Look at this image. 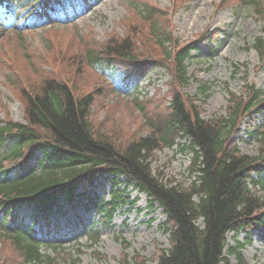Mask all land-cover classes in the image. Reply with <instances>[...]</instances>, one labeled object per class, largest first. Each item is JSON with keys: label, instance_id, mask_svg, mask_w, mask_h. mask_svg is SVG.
Returning <instances> with one entry per match:
<instances>
[{"label": "trees", "instance_id": "16d2710c", "mask_svg": "<svg viewBox=\"0 0 264 264\" xmlns=\"http://www.w3.org/2000/svg\"><path fill=\"white\" fill-rule=\"evenodd\" d=\"M12 1L0 0V7L8 12ZM191 1L174 0L172 9L175 12ZM231 2L252 7L264 23L263 0H223V7ZM45 10L37 12L39 19L46 15ZM172 14L170 9L136 5L122 35L113 31L97 44L88 36H73L72 43H79L77 51L69 46L60 48L57 53L62 55L52 56L54 74L43 72L41 77L26 81L24 71L18 72L21 80L14 92L24 107L25 124L7 119L0 125V220L4 228L0 226L8 234L0 237L15 257L1 258L0 264H13L18 258L23 264H55L41 253L42 245L33 238L34 226L23 231L12 227L17 220L12 211L25 203L50 215L61 203L74 201L84 182L92 185L104 174L115 182L128 178L135 189L163 209L170 248L158 251L154 264H229L228 234L264 229V197L256 190L264 184L253 178L264 171V123L254 128L260 143L256 156L242 154L233 138L246 117L264 109V92L246 82L240 95L229 92L225 116L205 120L199 95L203 101L208 99L211 85L199 81L197 95L183 93L190 81L186 61L193 47L171 31ZM254 47L264 58V39L257 38ZM149 64L164 68L169 75L168 91L162 96L158 90L157 96L144 104L134 100L132 106L143 131L130 134L122 143L114 136L118 131L112 126V112L104 120L93 118L99 96L118 95L115 86L107 84L96 70L140 75ZM89 71L99 76L102 84L92 81L98 87L86 91L83 78ZM149 108L153 112L149 113ZM178 144L181 151L188 149L193 156L190 175L194 180L190 185L164 182L151 170L155 152ZM36 151L45 157L40 173L29 166ZM90 202L110 221L128 203L116 187L111 200ZM243 245L229 248L239 264L243 263L239 251ZM122 264H149V260L140 254L132 258L126 255Z\"/></svg>", "mask_w": 264, "mask_h": 264}, {"label": "rangeland", "instance_id": "374dc122", "mask_svg": "<svg viewBox=\"0 0 264 264\" xmlns=\"http://www.w3.org/2000/svg\"><path fill=\"white\" fill-rule=\"evenodd\" d=\"M100 1L59 0L60 4L55 7V23L59 25L44 27L45 24L33 21L25 10L16 8L15 5L11 8L16 9V13L9 17L6 24L2 22L5 18H0V123L6 119L24 122L23 107L14 92L17 81L21 80L17 77L18 72L21 74L24 71L23 80L26 78V81L37 79L38 75L41 77L43 72L54 74L55 68L51 61L56 54H60L57 51L65 46L77 51L79 43H72L73 36L78 39L88 36L90 42L95 44L104 42L113 31L118 35L125 32L126 21L134 13L132 5L147 4L165 9L171 8L173 4V0ZM221 1L197 0L175 11L171 18V31L174 35L181 42H195L191 57L186 61L190 81L183 93L197 95L199 81L211 85L208 99L203 101L204 97L199 95L198 105L205 120L225 116L228 93H242L246 82L264 92V58L254 47L255 39L263 36L261 19L252 8L237 2H231L230 6L221 10ZM205 32L212 33L211 40H208V36L202 41L199 39L201 35H198ZM236 69L238 70L235 71ZM96 72L107 84L112 81L121 97L114 94L99 96L93 108V118L97 121L104 120L112 112L115 115L112 126L118 131L114 136L125 143L130 134L143 128L132 106L135 104L133 98L148 96L139 101L144 104L155 97L151 96L156 90H160L163 92L162 96H165L169 76L163 69L152 67H147L142 76L131 75L126 79H123L125 75L120 70L114 74L109 72V79L99 71ZM84 74L86 91L87 88L90 90L98 87H94L92 81L102 84L99 76L94 73L89 71ZM151 112L153 108H149V113ZM250 120L252 129L248 126ZM262 122L264 113L256 115L253 120L247 118L244 121L238 136L239 148L243 154L258 155L260 143L254 134V128ZM179 143L183 144L184 141ZM180 146L155 152L151 170L164 182L177 181L189 185L194 179L190 175L192 154L188 149L181 151ZM42 157L38 153L32 165ZM261 179L264 180V175ZM120 182L114 184L108 178L93 187L86 184L79 190L80 193L85 191L89 196L106 200L114 186L121 192H126L130 201L117 212L111 223L105 224L106 220H101L93 210L84 208L88 198L86 196L84 199H76L72 206L65 205L60 213L50 218L48 224L43 222L42 216L38 217L37 233L45 245L43 252L53 258L56 264H72L75 260H79V264H121L126 255L132 258L136 254L147 258L149 264H154L158 251L169 248L166 216L145 194L138 195L137 191L131 190L132 186L127 187L125 178H121ZM257 193L264 197V189L258 187ZM18 208L28 224L32 209L24 205ZM95 232L98 235L92 240ZM250 237L251 241L244 243L247 238L244 233L228 235L226 256L229 264H239L236 255L229 253V247L235 246L237 241L245 244L239 250L243 258L242 264H264V230L254 231ZM3 239L0 237V259L14 258V252L3 243ZM54 246L60 247L54 250ZM13 264L23 263L18 258Z\"/></svg>", "mask_w": 264, "mask_h": 264}, {"label": "bare ground", "instance_id": "6f19581e", "mask_svg": "<svg viewBox=\"0 0 264 264\" xmlns=\"http://www.w3.org/2000/svg\"><path fill=\"white\" fill-rule=\"evenodd\" d=\"M102 1L105 2L106 0H101L100 2H102Z\"/></svg>", "mask_w": 264, "mask_h": 264}]
</instances>
